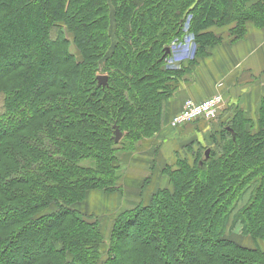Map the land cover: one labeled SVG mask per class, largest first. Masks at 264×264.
Wrapping results in <instances>:
<instances>
[{
  "label": "trees",
  "instance_id": "trees-1",
  "mask_svg": "<svg viewBox=\"0 0 264 264\" xmlns=\"http://www.w3.org/2000/svg\"><path fill=\"white\" fill-rule=\"evenodd\" d=\"M191 1L0 0V264H99L106 241L105 264H264V127L246 130L242 109L216 150L165 165L172 188L121 209L108 239L78 208L91 191L123 193L119 147L136 152L166 126V49ZM252 1L199 0L198 55L224 39L207 30L218 18L240 23L232 41L247 20L264 28Z\"/></svg>",
  "mask_w": 264,
  "mask_h": 264
},
{
  "label": "crops",
  "instance_id": "crops-1",
  "mask_svg": "<svg viewBox=\"0 0 264 264\" xmlns=\"http://www.w3.org/2000/svg\"><path fill=\"white\" fill-rule=\"evenodd\" d=\"M173 80L176 88L168 100L169 117L166 126L150 140L152 142L141 144V149L139 147L130 156L136 161L127 171L125 195L94 190L78 205L79 210L85 214L105 217L101 221L105 237L110 235L117 211L141 202L149 203L152 191L158 186L156 182L159 175L167 165L162 160L176 162L179 155H184L181 151L185 150L189 142H206L213 148V143L220 139L222 123L233 119L237 109H242L247 115L244 125L246 130L257 132L264 127V120L261 121L264 110V28L252 23L243 38L232 41V38L224 37L209 50V54L195 57L180 74L173 76ZM217 92L224 95L226 105L215 121H196L181 128L172 127L168 123V119L182 109L186 99L199 101ZM155 173L157 176L142 186L145 178ZM247 241L250 242L249 239Z\"/></svg>",
  "mask_w": 264,
  "mask_h": 264
},
{
  "label": "rangeland",
  "instance_id": "rangeland-1",
  "mask_svg": "<svg viewBox=\"0 0 264 264\" xmlns=\"http://www.w3.org/2000/svg\"><path fill=\"white\" fill-rule=\"evenodd\" d=\"M255 1L256 0H253L251 3H254ZM198 2H199V0H192L190 3V6H189V9H192V12L188 15L185 14L183 17H181V19H183L182 35L172 41L170 46L174 50V51L172 50L174 53L172 52V54L168 57V59L166 60L164 66H163L165 70L170 71L169 73L180 74L181 71H183L185 69V66H189L190 63L193 60H195V57L201 56V55H198L199 52H202V51L198 50L197 43L195 41L194 31H193V21H194L195 16L198 13V8H199ZM138 4H140V3H138ZM140 8L141 7H136V10H138ZM234 14H236L238 19H240V15H239L240 12H236ZM225 20H226V18L216 19L215 20L216 23L212 27L208 28L207 30L213 32L216 36L232 38V36H234V34L232 33V31H233L232 29L234 28V26L236 27V29H238L240 27V23L237 22L238 20H234L230 24H225L224 23ZM252 23L253 22L251 20H247L246 29ZM117 28H118L117 24L115 25V29H114V25H113L112 36L114 38V44L116 43L115 31ZM68 36L71 40L74 39V36L71 33ZM110 47H112V43H111ZM78 57H80L79 54H78ZM100 71L101 72L103 71L102 67L100 68ZM168 114H169V111L167 110L166 116L164 115L165 120H167L166 117H169ZM169 119H168V121H169ZM201 120H206V119H200L197 122H200ZM145 139L142 140L139 144H144V143L149 144L150 142H152V141H150L152 139H150L149 137L145 138ZM221 142H222V139H221V135H220V139L217 142L215 141L213 143V149L216 150L217 146H219L221 144ZM154 143H156V142L154 141ZM209 145H207L206 142H203V144L202 143L198 144L196 142H194V143L189 142V144L185 147V150L181 151V154L183 153L184 155L183 156L179 155L176 162H166L167 160H162V162L166 163L167 165H172L173 168H175L177 166V164H176L177 161L180 158H183V160H186L189 164L193 165L196 157L198 156V153H202V151H204L206 148H210ZM140 149H141V147H140ZM128 150H129V148H125L123 145H121L119 147L118 151L116 152V156L118 157L117 159L120 162L119 173H120L121 177H120L119 183L124 188V192L121 193L122 195H125V192L127 190V186H126L125 182H126L127 175H128L127 171L130 169L129 166L130 165L134 166L135 161H136V159H132V157H130L133 154V152L128 151ZM163 165H161V166H163ZM156 176H157L156 173L152 174L151 178L153 179ZM151 178H150V180H151ZM165 181H167V179L164 176H162V174L159 175V180H158V182H156L158 185L157 187L166 186L168 184V187L172 188V185H170L171 183L170 182H169L170 184L168 182L165 183ZM154 191H152V192H154ZM101 195H102V193H101ZM247 200L248 199L243 200L241 202V205L247 203ZM117 213H118V211L115 214H117ZM92 215L94 217L98 218L100 220V222L103 221V218H105L104 216H99L97 214H92ZM101 226L103 227V225H101ZM233 233L236 235H242L244 237V240H245L244 242L248 243L247 239H249L251 241V244L249 242V245H252V242H253L252 239L249 236L243 235L241 228H239V227L235 228ZM108 237L109 236H107L106 238L108 239ZM107 244H108V241H106V243L102 247L103 255H102V259L99 262V264H105L104 259H105V257L107 258V253H106V251H107L106 245Z\"/></svg>",
  "mask_w": 264,
  "mask_h": 264
},
{
  "label": "built area",
  "instance_id": "built-area-1",
  "mask_svg": "<svg viewBox=\"0 0 264 264\" xmlns=\"http://www.w3.org/2000/svg\"><path fill=\"white\" fill-rule=\"evenodd\" d=\"M225 105L226 100L220 92L199 101L188 98L185 100L182 109L171 117L170 125L181 128L199 119L213 121L218 118Z\"/></svg>",
  "mask_w": 264,
  "mask_h": 264
},
{
  "label": "water",
  "instance_id": "water-1",
  "mask_svg": "<svg viewBox=\"0 0 264 264\" xmlns=\"http://www.w3.org/2000/svg\"><path fill=\"white\" fill-rule=\"evenodd\" d=\"M170 52H171V49L167 48L166 49V54H168ZM98 79H99L101 84L107 85V83H108V76L107 75H99ZM122 137H123V132L118 127H116V130H115V141L118 142ZM209 153H210V150L207 149V151L205 152L206 156H208Z\"/></svg>",
  "mask_w": 264,
  "mask_h": 264
}]
</instances>
